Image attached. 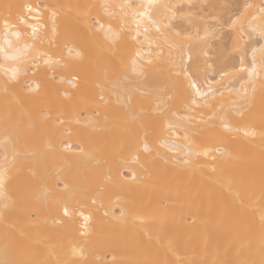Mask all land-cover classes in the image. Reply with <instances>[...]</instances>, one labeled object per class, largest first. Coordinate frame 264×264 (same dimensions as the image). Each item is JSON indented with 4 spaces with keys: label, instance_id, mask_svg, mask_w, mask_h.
<instances>
[{
    "label": "bare ground",
    "instance_id": "1",
    "mask_svg": "<svg viewBox=\"0 0 264 264\" xmlns=\"http://www.w3.org/2000/svg\"><path fill=\"white\" fill-rule=\"evenodd\" d=\"M156 2L170 7L137 35L131 16L122 25L104 6L120 14L147 0H0V30L7 19L35 49L79 66L74 76L38 57L35 76L9 83L0 72V165L32 178L23 200L16 180L0 200V259L264 264V0ZM97 21L127 46L115 70Z\"/></svg>",
    "mask_w": 264,
    "mask_h": 264
},
{
    "label": "snow or ice",
    "instance_id": "2",
    "mask_svg": "<svg viewBox=\"0 0 264 264\" xmlns=\"http://www.w3.org/2000/svg\"><path fill=\"white\" fill-rule=\"evenodd\" d=\"M25 8L29 12H31V7L25 5ZM121 9V13L117 14L114 12H110L108 10V6L105 5V12L112 17L113 19L118 18L120 23L122 25H127L129 23V20L126 19V17L131 16V22L135 23L136 25V32L137 35H139V29L144 24L145 21H147L149 24H156L158 21L154 20L153 17L159 12L161 8H168L170 6L164 5V4H158L156 0H147L146 4H140L137 5L135 8H131L130 5H119ZM125 8H130L131 11L127 12L124 11ZM261 11L264 12V8H261ZM55 16L56 13H52L53 17V27H52V33H56V26H55ZM18 22L23 24L24 20L21 18H17ZM235 23V21L233 22ZM96 25H98V31H101L103 34V37L110 41L113 45L112 49H108V51L111 53V55L108 57V65L115 70L117 64L122 61V53L126 52L127 46L121 44L119 48H117V41L120 39V35L118 32H116L111 22H109L108 27H105V24L101 23L100 21L96 22ZM96 25H93L95 28ZM31 27L32 35L31 39L35 41L37 38V28L35 26L29 25ZM157 31H160L159 28L156 29ZM121 31H123V27L121 28ZM145 33L148 31V28H144ZM179 36L180 34L177 33ZM260 35L262 38H264V29L260 31ZM24 34L19 30L18 28L13 30L10 27L9 21L7 19L4 20L3 23V29L0 30V57L3 58L4 63L0 64V72H2L7 78L8 82H19L22 76H26L29 71H33L34 69H38L40 67V64L38 62V57L43 58V62L46 65L49 66H58L66 71H70L75 74L78 72V65H75L70 62V60H63L62 58L58 59L56 58V53H53L52 55H48L46 52H41L39 49L34 48V44L29 43L28 41L24 40L23 38ZM172 44H177L176 41H172ZM115 49V50H113ZM261 52H264V48L261 49ZM139 55V51L136 53ZM62 56V53L60 54ZM72 56V49H69V57ZM76 59H79L80 61L84 60V57L80 52H76ZM264 59V57H262ZM11 62V63H9ZM151 62V61H150ZM243 63V61H242ZM131 64L133 66V71L136 72L138 75L143 76L146 69H144L142 66L137 68L136 67V60L133 58L131 59ZM262 67H264V64H262ZM243 70V68L241 69ZM255 61L253 62V68L252 73L255 72ZM199 71V67L192 68L191 66L189 68H186L184 70L185 76L187 77V83L191 89L196 90V95H200V91L198 88V85L195 83V76L196 73ZM250 73V75L252 74ZM179 75V73H177ZM33 75H36V72L33 71ZM46 75V73H45ZM224 75H228V73H224ZM125 80H132L131 77H124ZM120 81V77H117L116 80L111 81L113 85L118 84ZM135 81L128 84L127 91L131 92L134 90ZM27 88L29 91H35L40 88V84H36L35 88H33L31 83H27ZM24 88L21 87V91H23ZM115 90V89H114ZM121 91H124L125 89H120ZM173 97H169L168 99H172ZM103 99V97H102ZM163 107L159 108V111L163 114L165 111L170 110L168 108L167 100L163 97H158ZM195 103V101H193ZM60 123H63L60 121ZM170 127L172 124L170 123ZM139 150V149H137ZM7 151V150H6ZM143 152L149 153L151 152V149L149 147V144L147 140H145L143 144ZM19 155V153L13 151V163L15 161V158ZM5 161L7 162V155L4 157ZM137 160L136 156H133V161L135 162ZM11 167L8 163H5L3 165H0V200L3 201H10V197L8 196V188L10 186V182L13 180L19 181L18 184V192H19V198L23 200L27 194L31 179L30 177H13L10 175ZM95 202V201H93ZM3 207L7 209L9 207V203H4ZM79 211V210H77ZM64 215L68 216L69 211L67 206L65 207ZM80 215H83L82 212H80ZM83 219L85 221V230L87 231V222L89 221V216H83ZM86 234V232H82L81 235ZM74 251H77L74 249ZM0 264H24V262H13L11 260L0 259Z\"/></svg>",
    "mask_w": 264,
    "mask_h": 264
}]
</instances>
